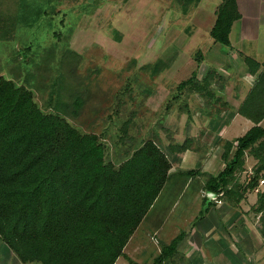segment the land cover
<instances>
[{"label":"rangeland","instance_id":"rangeland-1","mask_svg":"<svg viewBox=\"0 0 264 264\" xmlns=\"http://www.w3.org/2000/svg\"><path fill=\"white\" fill-rule=\"evenodd\" d=\"M222 2L0 0V33L6 35L0 39V75L32 90L46 112L60 114L82 132L99 134L107 161L120 164L155 139L167 152L186 144L198 162L209 160L217 172L225 167L222 154L228 141L255 125L239 108L258 75L247 77L243 53L210 34ZM248 43L250 49L257 46ZM193 74L195 82L180 87ZM221 117L226 129H209L215 121L224 123ZM256 149L247 151L238 174L243 185L251 182L258 165ZM201 177L167 182L151 212L153 223L168 217L163 233L143 221L127 244L126 257L116 264H129V259L153 264L162 246L182 231L186 236L173 262L163 264H191L196 254V264H211V254L226 241L240 256L242 249L249 253L247 264H264L260 214L254 209L264 177L242 204L225 196L221 204L212 201L208 217L200 216L207 194L194 195L206 182ZM235 208L231 221L221 225V217ZM214 229L217 235H212ZM0 264L39 263L20 261L0 239Z\"/></svg>","mask_w":264,"mask_h":264},{"label":"trees","instance_id":"trees-1","mask_svg":"<svg viewBox=\"0 0 264 264\" xmlns=\"http://www.w3.org/2000/svg\"><path fill=\"white\" fill-rule=\"evenodd\" d=\"M240 17L237 0H223L212 38L231 46L232 27ZM5 37L0 33V39ZM245 61L248 75H258L239 112L255 125L228 141L224 169L210 175L205 186L236 204L264 177V61ZM195 80L193 74L180 87ZM255 146L258 165L251 182L243 185L238 174L244 170L247 151ZM188 148L170 147L180 152ZM172 167L155 139L146 140L120 164L107 161L99 134L82 132L60 114L46 112L32 90L0 75V239L20 261L116 264L126 257L127 244L170 180ZM199 172L179 173L189 178ZM256 204L264 239V191ZM185 236L182 231L164 244L153 264L173 262ZM129 264L140 263L129 259Z\"/></svg>","mask_w":264,"mask_h":264},{"label":"crops","instance_id":"crops-1","mask_svg":"<svg viewBox=\"0 0 264 264\" xmlns=\"http://www.w3.org/2000/svg\"><path fill=\"white\" fill-rule=\"evenodd\" d=\"M237 5H238L239 12L241 14V17L234 22V25L232 27V31L230 34L231 49L236 51L237 53H240V54L243 53L244 61H245L246 57H251V58L255 59L257 62L263 63V61H264V0H237ZM248 41H251V42L255 41V43H257V46L255 47V49L253 47H251V49L249 48ZM249 50L252 52H249ZM247 72H248V70H247ZM247 77L250 78L251 76L247 75ZM231 106H232L231 108L234 109V112L237 113L238 112L237 107L233 108L232 104H231ZM221 120H223V122H224V117H221ZM232 122H230L228 127H230L232 125ZM217 123H220V124H219V126L216 127ZM260 124L262 126H264L263 125L264 120ZM226 125H227V123H225V122L221 123V121L220 122L215 121V124H213L210 128L209 127L208 128L212 129V130L218 129V130L223 131L226 129L224 127ZM228 127H227V130H228ZM160 147L162 148V146H160ZM165 152L167 153V155L170 158L172 165H173V167L170 171V173L172 175L170 180L172 178L174 179L175 177H177V178L178 177H184L181 175V173H179L182 170L202 168L201 169L202 173H197L195 175H192L189 178L193 179L195 177H201V176H202L201 178H203L206 176L207 177L206 182H207V179L210 175L217 176L224 169V167H223L220 170H218L217 172H215V171H213V168H212L213 164L209 160L206 159V161L202 160L201 162H198L199 158L196 157V156H198L196 151L191 150V149H187L183 152H176V151H173L172 149H170L168 152L167 151H165ZM193 164L196 165V167L191 166ZM175 168H178V170L176 172L177 174L173 173V170L175 171ZM204 172H206V173H204ZM184 178H186V177H184ZM189 178H187V179H189ZM189 181H191V180H189ZM189 181L188 182L186 181V183L184 184L185 188L187 187ZM206 182L202 188H198V187L195 188V194L194 195H199L200 192H204V191H205V193H207L208 190L205 188ZM161 194H162V192L160 193V195ZM220 198L224 201V197L221 196ZM246 198H247V195L242 199V201L240 203L242 204ZM228 204H230V203H228ZM253 205H255V204H253ZM154 206H155V204L150 209L145 220L148 219V222H147L148 226L151 225L150 227H152V229L155 232L160 230L163 233V230H164L163 226H164L165 221L168 217H165L162 220L159 219V221L153 223L154 217H151V215H152L151 212L153 211L152 209L154 208ZM203 209H204V207L201 208V212L203 211ZM236 209L238 210V208H235L234 210L229 212V214H227L226 217H221V219H222L221 225L227 224L228 223L227 221L229 219H230L229 221H231V219H232L231 217L236 214V211H235ZM201 212H200V214H201ZM207 212L205 214H207ZM207 217H208V214H207ZM198 219L199 218L196 219V217H195L194 220L197 221ZM193 224H194V221H193ZM216 229H214L211 232L212 235L213 234L217 235ZM218 234H219V232H218ZM245 251H246L245 249H242V251H241L242 255L240 256L239 255L240 251L239 250L235 251L233 249L232 245L230 244V242L226 241V243H224L223 248L217 250L214 254H211L212 259L210 260V262H211V264H244V263L247 264L249 253H247ZM195 258L196 259L199 258V257H197V254L194 255V257L192 258V262H190L191 264H196L197 260Z\"/></svg>","mask_w":264,"mask_h":264},{"label":"water","instance_id":"water-1","mask_svg":"<svg viewBox=\"0 0 264 264\" xmlns=\"http://www.w3.org/2000/svg\"><path fill=\"white\" fill-rule=\"evenodd\" d=\"M207 201H206V207H204V210H206L209 206V204L214 200V198L216 197V193L212 192V191H207Z\"/></svg>","mask_w":264,"mask_h":264},{"label":"built area","instance_id":"built-area-1","mask_svg":"<svg viewBox=\"0 0 264 264\" xmlns=\"http://www.w3.org/2000/svg\"><path fill=\"white\" fill-rule=\"evenodd\" d=\"M261 182H262V184H263V183H264V179H263ZM220 196H221V195H216V197L214 198L213 201H215V202L221 204V203H222V201H221L222 199L220 198Z\"/></svg>","mask_w":264,"mask_h":264}]
</instances>
